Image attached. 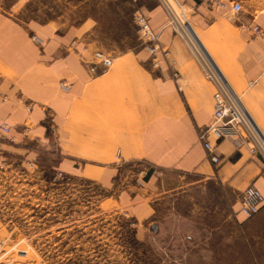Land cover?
Segmentation results:
<instances>
[{
  "label": "crops",
  "instance_id": "0c3cea01",
  "mask_svg": "<svg viewBox=\"0 0 264 264\" xmlns=\"http://www.w3.org/2000/svg\"><path fill=\"white\" fill-rule=\"evenodd\" d=\"M181 1L193 9L191 20L185 13L176 18L198 53L171 27L159 0H129L159 35L155 56L144 43L115 55L101 49L94 18L21 22L0 10V123L11 127L5 138L0 132V149L38 164L46 157L48 167L107 190L121 186L111 198L140 221L155 213L157 197L174 191L171 176L195 179L182 189L215 181L235 196L232 213L241 229L242 192L255 185L264 195V157L251 153L252 143L219 141L210 133L221 159L211 162L200 133L211 121L216 85L199 53L220 69L264 136V41L249 30L264 28V17L233 12L231 4ZM98 51L113 64L93 74ZM62 82L71 88H61ZM212 233L198 239L197 248H231L213 241Z\"/></svg>",
  "mask_w": 264,
  "mask_h": 264
},
{
  "label": "rangeland",
  "instance_id": "374dc122",
  "mask_svg": "<svg viewBox=\"0 0 264 264\" xmlns=\"http://www.w3.org/2000/svg\"><path fill=\"white\" fill-rule=\"evenodd\" d=\"M234 2L241 3L240 13L264 17V0H225L216 8L231 4L233 11ZM179 3L169 0L175 17L185 13L189 22L193 9ZM139 9L129 0H0V10L21 22L97 19L99 45L114 55L147 45L134 21ZM59 172L48 167L46 157L38 164L0 149V264H264V215L246 219L240 212L239 229L235 196L215 181L182 189L195 179L171 176L174 191L157 197L155 213L140 221L111 198L121 186L107 190L63 172L59 178ZM211 230L213 241L225 240L231 248H197ZM23 240L31 246L25 259L13 249Z\"/></svg>",
  "mask_w": 264,
  "mask_h": 264
},
{
  "label": "built area",
  "instance_id": "2783aa9c",
  "mask_svg": "<svg viewBox=\"0 0 264 264\" xmlns=\"http://www.w3.org/2000/svg\"><path fill=\"white\" fill-rule=\"evenodd\" d=\"M159 1L167 11L170 19L169 24L172 25L174 31L184 37L198 53V49L194 43L181 29L180 22L178 18L175 17L173 10L171 9L172 7L169 4V0ZM173 1L180 4L179 0ZM202 2L212 8L223 7L225 5V0H202ZM241 10V3L234 2L233 11L240 12ZM135 22L138 27L139 37L147 44V46H149L151 55L155 56L156 53L161 50L159 45V35L153 31L149 19L141 11H137L135 13ZM249 30L253 36L264 41V32L259 26H252ZM199 59L203 64L207 77L210 78L216 85L214 112L209 125L200 133V138L203 141L204 148L209 153L211 162L213 164H218L221 159L218 155L213 153L214 148L207 140V136L210 133L213 134L219 141L237 138L241 140L242 143H252L250 147L251 153H259L264 157V136L254 124L248 111L243 105L241 98L233 91L220 69L210 58L211 62L207 61L199 53ZM112 64L113 59L110 56L106 55L104 52L98 51L94 54V62L91 63L90 71L93 74H96L99 66L106 70L110 68ZM60 86L63 89L71 88V85L65 82H62ZM0 131L8 133L10 131V126L6 123H0ZM51 131L52 133L56 132L53 125L51 126ZM244 133L246 135H244ZM58 176L59 178H62L63 173L59 172ZM263 205L264 195L255 185L248 186L242 192L240 196V212L246 219L255 218L261 212ZM20 244H22L21 247ZM13 249H16V253L19 258L25 259L28 252L31 250V246L28 242L23 240L21 243L15 245Z\"/></svg>",
  "mask_w": 264,
  "mask_h": 264
}]
</instances>
